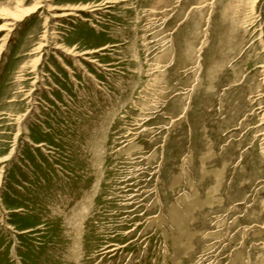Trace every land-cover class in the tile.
Segmentation results:
<instances>
[{
  "label": "rangeland",
  "instance_id": "obj_1",
  "mask_svg": "<svg viewBox=\"0 0 264 264\" xmlns=\"http://www.w3.org/2000/svg\"><path fill=\"white\" fill-rule=\"evenodd\" d=\"M0 29V264H264V0H0Z\"/></svg>",
  "mask_w": 264,
  "mask_h": 264
},
{
  "label": "bare ground",
  "instance_id": "obj_2",
  "mask_svg": "<svg viewBox=\"0 0 264 264\" xmlns=\"http://www.w3.org/2000/svg\"><path fill=\"white\" fill-rule=\"evenodd\" d=\"M38 5H40V4H36V5H34L33 7H31V8H20L19 10H18V12H16V13H11V12H9V13H7L6 15H10L8 18L9 19H11V20H13V21H20V20H23L25 17H27V16H29V15H31V14H33V13H35L38 9H39V6ZM41 6V5H40ZM41 8V7H40ZM95 9V8H94ZM94 9H91V10H94ZM85 10H87L86 8H85ZM71 16L72 15V13L71 12H67V11H65V12H63L62 14H57V15H55V17H57V16H61V17H63V16ZM7 25H5V27H6ZM6 28H4L3 30H5ZM2 29H0V31H1Z\"/></svg>",
  "mask_w": 264,
  "mask_h": 264
}]
</instances>
